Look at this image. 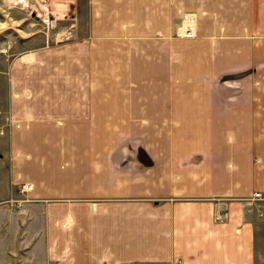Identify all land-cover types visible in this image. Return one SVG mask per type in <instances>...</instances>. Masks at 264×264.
<instances>
[{
  "label": "crops",
  "instance_id": "0c3cea01",
  "mask_svg": "<svg viewBox=\"0 0 264 264\" xmlns=\"http://www.w3.org/2000/svg\"><path fill=\"white\" fill-rule=\"evenodd\" d=\"M86 16L56 64L0 53V264H264V0Z\"/></svg>",
  "mask_w": 264,
  "mask_h": 264
},
{
  "label": "rangeland",
  "instance_id": "374dc122",
  "mask_svg": "<svg viewBox=\"0 0 264 264\" xmlns=\"http://www.w3.org/2000/svg\"><path fill=\"white\" fill-rule=\"evenodd\" d=\"M91 5L96 6L97 0H0V53L9 49V54L12 57L24 56L26 58L32 57V54L36 53L56 64V59L59 56L57 50L60 51V49H64V45L83 38L85 34L83 29L90 22L86 13ZM45 17L49 18V22H46ZM93 20L97 22V19H91V21ZM180 27L175 34L176 37H179ZM86 36L88 35L85 34ZM93 36L91 35V37ZM131 37L134 38L135 35H123L124 40H130ZM148 37H152V35L139 34V43L142 45ZM142 48L138 51L137 56L146 58L145 46L143 45ZM129 52L124 49L122 55L126 57ZM71 53L68 50L65 53L66 57H69ZM101 53L103 51H99L98 48L91 50L92 61L95 58H101ZM110 53L112 54L113 51L107 50L105 55L111 56ZM106 60V66L102 63L99 66L92 64V74L108 77L113 62L109 64V58ZM125 70L124 64L123 71L127 73ZM133 71L136 73L135 76L143 77V73L138 67ZM106 84L107 88H111L110 85L113 83L108 81Z\"/></svg>",
  "mask_w": 264,
  "mask_h": 264
},
{
  "label": "built area",
  "instance_id": "2783aa9c",
  "mask_svg": "<svg viewBox=\"0 0 264 264\" xmlns=\"http://www.w3.org/2000/svg\"><path fill=\"white\" fill-rule=\"evenodd\" d=\"M45 18L47 20L46 22H49V18L48 17H45ZM178 36L182 38H193L195 36V17L194 16H190L186 19L185 23L179 29ZM31 188L32 186L28 183H22L20 185L21 192H25L27 190H30ZM255 196L258 197L259 194L256 193ZM175 263L181 264V261L177 259Z\"/></svg>",
  "mask_w": 264,
  "mask_h": 264
},
{
  "label": "bare ground",
  "instance_id": "6f19581e",
  "mask_svg": "<svg viewBox=\"0 0 264 264\" xmlns=\"http://www.w3.org/2000/svg\"><path fill=\"white\" fill-rule=\"evenodd\" d=\"M188 17H190V16H188ZM188 17H187V18H188Z\"/></svg>",
  "mask_w": 264,
  "mask_h": 264
}]
</instances>
